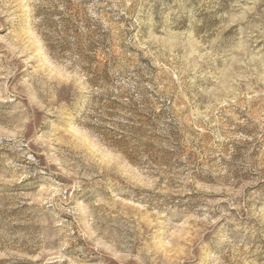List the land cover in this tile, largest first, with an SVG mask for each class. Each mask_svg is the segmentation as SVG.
Listing matches in <instances>:
<instances>
[{"label":"rangeland","instance_id":"obj_1","mask_svg":"<svg viewBox=\"0 0 264 264\" xmlns=\"http://www.w3.org/2000/svg\"><path fill=\"white\" fill-rule=\"evenodd\" d=\"M0 264H264V0H0Z\"/></svg>","mask_w":264,"mask_h":264}]
</instances>
